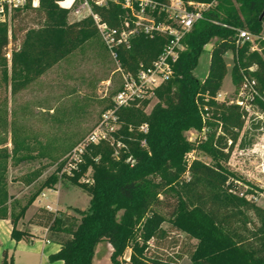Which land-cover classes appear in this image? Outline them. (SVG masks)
<instances>
[{
  "label": "trees",
  "instance_id": "16d2710c",
  "mask_svg": "<svg viewBox=\"0 0 264 264\" xmlns=\"http://www.w3.org/2000/svg\"><path fill=\"white\" fill-rule=\"evenodd\" d=\"M60 1L39 0L36 6L34 0H26L23 7L12 12L11 24L0 22V77L12 95L59 60L99 38L91 17L69 21V10ZM216 1L206 19L196 22L185 37L186 49L174 65L175 78L154 90L161 105L150 114L145 111L149 99L118 108L115 115L120 127L114 138L110 135L109 140L87 144L81 161L63 173L89 196V206L85 210L74 208L75 213L39 207L29 219L28 225L46 228L48 238L60 245L50 259L61 260L62 264H94L97 247L108 243L113 264H178L185 256L192 264H264V209L238 193L235 174L226 165L231 147L228 152L215 150L212 163L185 158L191 143L184 132L202 126L198 96L220 92L228 73V51L234 54L232 81L236 89L241 85L243 69L256 79L259 92H264V41L259 40L260 51H251L248 42L235 44L237 29L261 35L264 0H237L240 7L227 0ZM93 10L113 26L124 14L122 6L114 2L93 5ZM214 38L209 72L201 81L193 71L205 46ZM17 41L16 46L9 47ZM166 41L164 36L134 38L130 48L120 52L124 68L134 70L139 62L150 64ZM252 66L254 71L249 70ZM256 103L264 109V101L257 98ZM216 106L241 129L239 106ZM113 107L111 100L105 109ZM143 124L149 127L146 132L140 130ZM226 131L234 135V131ZM12 143L11 150L0 147V219L10 220L11 237L19 241L28 238L30 231L18 229V222L44 189H55L58 172L68 163L65 156L73 145L56 148L32 144L19 134L14 135ZM35 158H49L51 162L62 159L21 203L9 192L8 167ZM45 168L23 175L20 181L33 185ZM89 169L91 182L82 180ZM188 242L187 248L182 247ZM7 258L5 251L2 264H9Z\"/></svg>",
  "mask_w": 264,
  "mask_h": 264
},
{
  "label": "rangeland",
  "instance_id": "374dc122",
  "mask_svg": "<svg viewBox=\"0 0 264 264\" xmlns=\"http://www.w3.org/2000/svg\"><path fill=\"white\" fill-rule=\"evenodd\" d=\"M38 1L34 0L36 6ZM227 1L240 7L237 0ZM217 2L214 1L215 5ZM68 19L74 21L76 17L69 13ZM7 23L11 24V20ZM262 34L264 35V23ZM20 37L22 38V34ZM99 39L94 38L59 60L42 76L30 81L16 94H11L10 89L2 84L0 77V147L11 150L12 138L15 134H19L21 139L30 140L32 144L51 145L56 148L73 145V150H77L82 141L94 131H97L99 135L107 134L114 138L120 126L115 123L101 125L102 114L107 110L105 107L112 100L113 93L119 88L120 80L109 53ZM215 41L216 38L205 46L193 71L201 81L208 75L211 49ZM18 43L19 41L11 43L9 47H14ZM225 60L228 73L223 80L220 92L213 96L207 93L198 96L197 105L202 126L201 128L191 127L184 132L185 139L191 143V150L187 152L185 158L186 160L198 158L212 163L216 157L215 150L221 149L228 152L231 147L226 165L235 174L238 193H254L258 199L263 196L260 201L254 200V202L258 206L261 204L263 207H260L264 209V172L262 171L264 168V109L255 103L252 114L249 116L245 108L236 103L240 97L232 81L235 63L231 51L225 55ZM220 93L222 96H219ZM217 103L240 107L243 120L241 129L234 127V122L222 115L221 108L216 106ZM159 105H161L160 100L154 93L151 94L145 109L146 113L150 114ZM226 128L234 131V135L230 136ZM69 151L66 156L64 155L65 157L71 153ZM62 158L56 162H51L49 158H35L18 166L9 165L7 178L10 194H14L21 203H25L28 196L57 169ZM42 166L46 168L38 182L26 186L20 181L23 175ZM66 170L64 167L58 172L59 181L56 185H59L61 192L55 189H44L43 192L47 195L40 196V200L29 208L27 216L32 214L34 206L45 204L58 208L68 207L67 211L71 213H75L74 207L85 210L89 206V196L69 182L63 174ZM82 180L92 181V169L87 171ZM248 213L253 220L259 222L255 214ZM188 246L189 242L182 245L186 248ZM104 254H106V243L100 244L96 250V255ZM129 254L127 250L126 259L129 258ZM102 260L101 264H112L109 258L106 261V257H103ZM187 263H190L188 258L183 264Z\"/></svg>",
  "mask_w": 264,
  "mask_h": 264
},
{
  "label": "built area",
  "instance_id": "2783aa9c",
  "mask_svg": "<svg viewBox=\"0 0 264 264\" xmlns=\"http://www.w3.org/2000/svg\"><path fill=\"white\" fill-rule=\"evenodd\" d=\"M111 2L120 4L124 10L119 24L114 26L104 21L93 10V5L107 6ZM25 3L26 0H0V22H9L12 12L23 7ZM60 5L68 9L76 20L84 17L92 18L98 36L114 63L115 71L119 74L120 85L112 97L114 107L102 114L101 125H103L117 124L115 111L118 108L149 99L156 88L175 78L177 74L174 65L180 53L186 49L185 37L192 31L196 22L206 19V13L215 6V3L193 0H62ZM210 21L227 27V24L217 19H210ZM141 35L150 38L164 36L167 41L161 53L150 64L139 62L136 69H125L120 52L129 49L132 40ZM259 40L264 41V36L253 34L248 29L236 30L235 44L237 46L248 42L251 51H260L262 46ZM249 70L254 71L255 66L250 67ZM241 72L242 82L237 89L240 98L236 103L245 108L251 116L256 99L264 101V92H259L257 81L253 76L245 73L243 69ZM219 96L222 94L220 93ZM147 127V124H143L140 129L146 132ZM108 137L107 134L99 135L97 131L92 132L77 147V150H72L68 155V163L65 166L67 171L81 161V154L87 144H97L101 140H109ZM262 171L264 172V168ZM239 194L249 201L258 200V196L254 193L240 192Z\"/></svg>",
  "mask_w": 264,
  "mask_h": 264
},
{
  "label": "crops",
  "instance_id": "0c3cea01",
  "mask_svg": "<svg viewBox=\"0 0 264 264\" xmlns=\"http://www.w3.org/2000/svg\"><path fill=\"white\" fill-rule=\"evenodd\" d=\"M261 35L264 36L262 33ZM60 189L61 188L59 187V185H56L55 190L61 192ZM41 195L42 196L44 195L43 197H45L47 193L43 192ZM40 196H38V198L34 201V203L40 200ZM260 199L258 200L260 201ZM33 204L31 206H33ZM260 206L262 205L260 204ZM34 207L35 209L32 212V214L30 216H27L29 210L28 208L25 217L22 218L17 224L18 229L20 230L28 229L30 231V236L28 238H23L19 241L14 240L11 237V231L13 226L10 220L0 219V264H2L3 254L5 251H7V255H8L7 260L9 264H62L61 260L50 259V255L55 254L60 250V245L48 238V230L46 228L36 225H28V221L39 207H47L53 211L54 210L65 211L68 210V207L58 208L52 206L51 204H45ZM111 251H112L111 245L106 243V254H104L103 256L96 255L94 264H101V262L103 261L102 260L103 257H106V261L108 260V258L110 259ZM187 258H188L187 256L183 257L178 264H183L184 260ZM189 264H192V262L190 261Z\"/></svg>",
  "mask_w": 264,
  "mask_h": 264
},
{
  "label": "water",
  "instance_id": "95a60500",
  "mask_svg": "<svg viewBox=\"0 0 264 264\" xmlns=\"http://www.w3.org/2000/svg\"><path fill=\"white\" fill-rule=\"evenodd\" d=\"M264 16V13L262 14V16L261 17H263Z\"/></svg>",
  "mask_w": 264,
  "mask_h": 264
}]
</instances>
